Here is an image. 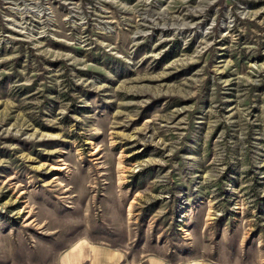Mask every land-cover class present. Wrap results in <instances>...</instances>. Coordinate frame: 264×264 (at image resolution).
<instances>
[{"label": "rangeland", "instance_id": "1", "mask_svg": "<svg viewBox=\"0 0 264 264\" xmlns=\"http://www.w3.org/2000/svg\"><path fill=\"white\" fill-rule=\"evenodd\" d=\"M81 240L264 264V0H0V264Z\"/></svg>", "mask_w": 264, "mask_h": 264}, {"label": "crops", "instance_id": "2", "mask_svg": "<svg viewBox=\"0 0 264 264\" xmlns=\"http://www.w3.org/2000/svg\"><path fill=\"white\" fill-rule=\"evenodd\" d=\"M127 259V254L110 247L91 244L81 240L73 244L64 252L58 264H121ZM128 264H230L203 259L186 260L182 262H169L161 256L151 255L140 262Z\"/></svg>", "mask_w": 264, "mask_h": 264}]
</instances>
